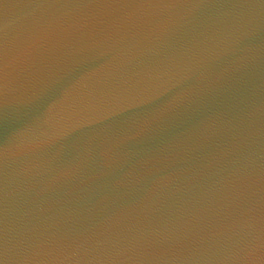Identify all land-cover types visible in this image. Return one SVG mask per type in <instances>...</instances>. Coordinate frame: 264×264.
<instances>
[{
	"label": "water",
	"instance_id": "1",
	"mask_svg": "<svg viewBox=\"0 0 264 264\" xmlns=\"http://www.w3.org/2000/svg\"><path fill=\"white\" fill-rule=\"evenodd\" d=\"M0 264H264V0H0Z\"/></svg>",
	"mask_w": 264,
	"mask_h": 264
}]
</instances>
